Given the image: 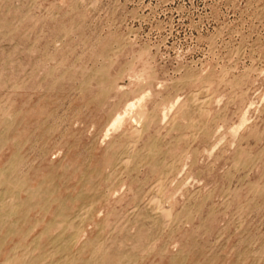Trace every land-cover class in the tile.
<instances>
[{"label":"rangeland","instance_id":"1","mask_svg":"<svg viewBox=\"0 0 264 264\" xmlns=\"http://www.w3.org/2000/svg\"><path fill=\"white\" fill-rule=\"evenodd\" d=\"M0 264H264V0H0Z\"/></svg>","mask_w":264,"mask_h":264}]
</instances>
